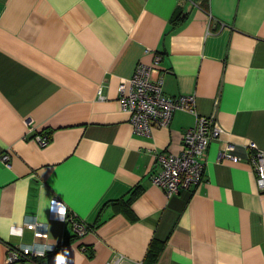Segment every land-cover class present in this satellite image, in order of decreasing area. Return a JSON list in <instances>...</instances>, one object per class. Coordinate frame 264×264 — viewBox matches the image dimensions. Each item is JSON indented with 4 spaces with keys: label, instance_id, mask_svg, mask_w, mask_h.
Here are the masks:
<instances>
[{
    "label": "crops",
    "instance_id": "0c3cea01",
    "mask_svg": "<svg viewBox=\"0 0 264 264\" xmlns=\"http://www.w3.org/2000/svg\"><path fill=\"white\" fill-rule=\"evenodd\" d=\"M139 63L166 95H194L197 113L135 132L119 86ZM212 113L224 131L202 183L168 198L155 157ZM249 147L264 150V0H0V264L20 245L54 246L39 264H149L153 242L154 264H264ZM54 197L92 229L51 217Z\"/></svg>",
    "mask_w": 264,
    "mask_h": 264
},
{
    "label": "built area",
    "instance_id": "2783aa9c",
    "mask_svg": "<svg viewBox=\"0 0 264 264\" xmlns=\"http://www.w3.org/2000/svg\"><path fill=\"white\" fill-rule=\"evenodd\" d=\"M162 59L160 54L155 56V63ZM100 89V96H103ZM122 106L130 112V121L135 132L150 134L155 126H168L173 115L178 110L196 112L194 95L168 96L163 90V75L155 66L139 63L130 78V88L127 92L125 83L119 86ZM224 131L216 115H197L194 125L183 134V147L179 153H159L156 158L158 169L152 173L151 180L160 186L168 198H172L181 190L191 186H199L204 177L206 155L213 139ZM37 141L41 146L48 144L47 136L38 135ZM235 145L229 144L224 155L237 162L242 159L235 153ZM248 160L255 173L256 185L260 193L264 194V150L250 148ZM7 159L8 155H4ZM50 216L70 223L74 235L83 236L92 229L85 221L70 213L65 202L54 197L50 202ZM37 223L26 222L25 228L35 230ZM45 250H54L49 246ZM43 249L29 245H20L12 248L7 264H39L34 254L43 255ZM123 257L119 256L110 264H121Z\"/></svg>",
    "mask_w": 264,
    "mask_h": 264
},
{
    "label": "trees",
    "instance_id": "16d2710c",
    "mask_svg": "<svg viewBox=\"0 0 264 264\" xmlns=\"http://www.w3.org/2000/svg\"><path fill=\"white\" fill-rule=\"evenodd\" d=\"M123 202V201H122ZM129 203L126 202V205H128ZM162 250V245L161 243H156V242H153L149 251H148V254H147V261L149 264H154L155 261L157 260L158 258V255L160 254Z\"/></svg>",
    "mask_w": 264,
    "mask_h": 264
}]
</instances>
